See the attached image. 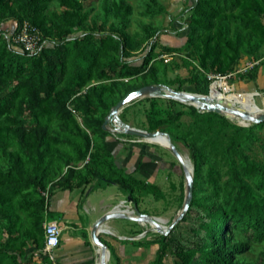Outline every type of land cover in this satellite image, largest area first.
Wrapping results in <instances>:
<instances>
[{"label": "trees", "instance_id": "16d2710c", "mask_svg": "<svg viewBox=\"0 0 264 264\" xmlns=\"http://www.w3.org/2000/svg\"><path fill=\"white\" fill-rule=\"evenodd\" d=\"M51 1L0 0V21L14 19L20 25L27 20L40 28L47 41L39 52L31 54L10 43L0 31V123L6 120L7 130L4 133L0 127V224L9 234L0 246V264H5V259L23 264L27 251L34 249L28 248L24 255L14 243L20 242L22 248L34 240L40 244L39 250L44 248L45 218L55 215L43 193L47 189L51 195L58 186L74 188L104 178L122 188L129 185L134 201H138L136 184L158 193L154 181L134 176L137 168L118 174L122 167L116 160L122 162V158L117 148H111L109 141L95 144L88 131H107L105 118L123 97L121 78L142 75L144 84L163 82L155 62L156 47L169 53L188 49L195 53L202 70L196 68L187 80L204 94L210 90L208 71L231 68L242 53L252 61L260 60L247 72L249 78L254 79L264 63V0H194L188 26L179 32L184 42L170 45L155 40L138 58L133 52L139 41L128 29L133 7L126 0H119V23L102 31L96 28L95 19L93 26L88 23L85 0H59L65 6L63 12L50 5ZM157 3L150 0L147 12L161 11L163 7ZM136 88L130 86L127 92ZM114 97L115 101H108ZM69 104L82 114L83 126ZM190 108L201 126L195 134L191 132L189 141L195 162L189 209L197 206L205 211L201 222L205 240L181 248L177 252L180 264H264V251L253 261L239 259L252 243H264V162L248 153L260 138L258 130L264 122L243 126L225 114ZM97 112L99 117L94 115ZM182 113L161 109L154 98L147 130L174 122ZM24 116L30 119V126ZM51 117L55 126L50 125ZM180 137L190 139L189 135ZM109 138L114 136L109 134ZM54 144H69L73 150L67 152ZM88 156L83 168L73 164ZM202 164L207 165L206 183L212 190L204 198L195 196ZM102 168L111 177L101 176ZM168 247L169 243L161 240L151 264H165Z\"/></svg>", "mask_w": 264, "mask_h": 264}, {"label": "rangeland", "instance_id": "374dc122", "mask_svg": "<svg viewBox=\"0 0 264 264\" xmlns=\"http://www.w3.org/2000/svg\"><path fill=\"white\" fill-rule=\"evenodd\" d=\"M156 6L161 5L163 9L158 13H148V3L150 0H126L132 8L130 14V26L129 31L134 34L138 41L139 47L133 53L135 58L140 57L144 51L150 47L155 40H160L164 44L180 45L184 42L185 38L180 36V31L184 30L188 26L190 18V7L194 0H157ZM50 5L56 6L59 12H63L65 6L60 3L59 0H52ZM119 0H110L107 3L105 0H85L84 12L87 13V21L90 25H94L96 21V28L99 30H110L112 26L119 23ZM95 19V21H94ZM18 26V21L14 19L0 21V31L2 35L8 40L10 31ZM264 49V43L262 50ZM192 50V49H191ZM193 51V50H192ZM155 62H157L158 72L162 83H154L160 85H167L178 90H185L189 92H198L194 83L187 80L196 68L201 69L199 57L195 53H189L188 50L165 52L162 46H158L155 49ZM160 60V61H159ZM249 61H252L246 54L242 53V57L231 68L213 69L208 71V74H227L234 71L236 68L243 67ZM140 62V60L138 61ZM160 63V64H159ZM248 71L238 73L235 77L230 78L228 83L223 82L221 96L233 101L238 107L243 108L251 112L252 114H259L264 112V63H261L257 69V76L252 79L247 75ZM123 81L120 95L125 96L128 92L127 89L130 86L141 87L145 83L142 75H138L135 78L124 77L120 79ZM226 80V79H224ZM215 79L211 80L210 87ZM109 83V81H107ZM238 91V92H236ZM256 91L257 94H245L243 92ZM157 99L161 109L165 111L177 113L182 111L181 116L174 122L165 123L159 129L167 132L170 136L171 142L175 144L184 157L186 165L193 170L195 174V162L193 148L190 145L191 132L195 134L196 131H200L201 123H198L194 116L189 113L190 106H195L192 102H183L175 99V102H171L170 98L165 96L148 95L138 98L132 101L129 105L125 106L120 113V118L124 122L142 129L148 128L147 114L150 112L151 100ZM109 99L108 101H115ZM116 104V103H115ZM199 104V103H198ZM100 112L94 115L99 117ZM109 114V113H108ZM107 114V115H108ZM167 114V113H166ZM226 114V113H225ZM228 115V114H227ZM230 116V115H229ZM107 117V116H106ZM77 122L83 126L82 114L76 113ZM230 119L235 121V117L230 116ZM25 124L30 126V119L27 116L23 117ZM242 120L249 121L242 117ZM50 125L55 126L56 120L51 117ZM119 124V122L117 121ZM238 123V122H237ZM243 126H250L240 124ZM6 120L0 123L1 129L4 133H7ZM107 131L98 130L93 132L88 130L95 144L106 141L108 142V136L113 135L116 141L125 143V146L129 147L132 143H142L148 146V149L163 156V160H167L170 165L161 166L156 173L154 180L155 186L159 189L157 192H148L147 189H143L142 196L136 192L138 208L146 213L152 214L158 217L161 223V228L157 227L155 223L151 222L143 223L142 226L138 225L135 229L120 231L128 236L126 238H119L116 234L103 233L100 235L101 239L108 245L111 252L108 264H151L156 256V251L159 248L161 240H165L169 243V247L166 250L164 257L165 264H180V258L177 252L183 247H191L194 245H200L204 242L205 232L201 227V222L205 219V211L197 206H193L192 209H188L183 218L175 224L171 229L170 226L178 215L182 212L184 202L187 193V179L184 171L183 163L173 153V150L158 142L146 140L143 137L130 135L122 132L115 131V125L110 122L107 125ZM155 130V131H156ZM259 139L255 140L248 153L257 161L264 162V127L258 130ZM9 135V134H8ZM189 135L190 139L183 140L180 136ZM11 137V136H10ZM12 140H14L11 137ZM201 142V141H200ZM57 148L71 152L73 147L69 144H54ZM12 148H16V144L11 145ZM127 151L123 149L122 154ZM125 157V156H123ZM119 161V160H118ZM85 161L73 162L78 166L84 165ZM117 163V160H116ZM119 166V165H118ZM121 167V166H119ZM83 168V167H82ZM66 170V167L63 168ZM125 168L118 169V174H126ZM100 175L106 178L111 177L108 171L103 168L99 170ZM199 182L195 185V196L206 197L212 193L211 188L206 183L207 165L202 164L199 170ZM134 176L142 181H145V177L140 172L133 173ZM227 178V175L223 174V180ZM104 178H95L86 187L84 195L78 206V211L73 215L74 226H68L65 220L56 213L54 216H47L45 221H57L62 227L60 246L63 242L68 243L70 250H77L78 252L87 256L94 255V245H87L88 241L92 239L89 234L84 233V227L89 226L98 210L94 209V205L98 206L95 196L91 201L87 200L86 195L92 188H96L101 185H105L107 182ZM110 185V183H107ZM130 184V183H129ZM135 189H138V185H134ZM123 191H127V196L130 195V186L122 188ZM160 193V194H159ZM194 196V197H195ZM190 208V207H189ZM122 223L129 224L130 220L122 218L118 220ZM131 223V222H130ZM79 228V232L76 228ZM9 234L5 226L0 224V246L8 240ZM133 237V238H130ZM237 238V237H236ZM40 240V239H39ZM39 242V241H38ZM20 243V242H19ZM18 244H13L17 250H22L23 254H26V250L31 248L30 252L27 251L28 258L23 264H42L40 256L37 254L39 251V245L34 240L28 241L22 248ZM36 244V245H35ZM38 244V245H37ZM93 244V243H92ZM119 248L121 250H119ZM59 248L56 250V254H59ZM124 253L126 259L122 257ZM264 251V243H252L251 247L244 253L239 254L241 260H255ZM61 255V253H60ZM57 259L60 264H63L61 257ZM5 264H12L11 259H5Z\"/></svg>", "mask_w": 264, "mask_h": 264}, {"label": "crops", "instance_id": "0c3cea01", "mask_svg": "<svg viewBox=\"0 0 264 264\" xmlns=\"http://www.w3.org/2000/svg\"><path fill=\"white\" fill-rule=\"evenodd\" d=\"M238 92V91H236ZM245 94H257L256 91H249V92H243ZM110 143V147L113 149L117 148V153L122 158L121 167L125 168L127 172H131L138 169L137 171L143 174L145 177V180L154 181L156 177V173L158 171L157 169H153V166H155V163H145L141 164V160L143 159V154H156L154 151L148 149V146L142 143H132L129 147L125 146V143L121 141H116L114 138L108 139ZM125 149L127 152L125 154H122L121 151ZM125 156V157H123ZM159 157V156H158ZM83 165L79 166L82 167ZM152 168V169H151ZM107 183H110L108 185L107 183L105 185L99 184L96 188L90 189L88 194L86 195L87 200L91 201L92 197L95 196L97 199L98 206L94 205V209L98 210L97 215L91 222L89 226L84 227V233L83 234H89L91 237V230L92 226L95 224V222L104 214L111 210H121L128 215L132 214V211L134 209V205L138 206L137 201L130 200L129 196H127V191H123L120 184L116 182H110L105 180ZM87 185L74 187V188H65L62 186L55 187L52 191L49 202H48V209L53 212L54 214L58 213L63 220L67 223L68 226H74L75 222L73 219V215L75 212L78 211L79 203L82 199V196L84 195V192L86 190ZM142 189L138 188L135 189V195L136 192H138L140 195L142 194ZM137 196V195H136ZM142 196V195H141ZM127 218L130 220L129 224L122 223L118 220ZM144 222H139L136 220H132L129 216L126 215H119L110 218L106 224L104 225L105 228L111 230L109 232H101L100 235L103 233H112L116 234L119 238H126L128 235L125 233H121L120 231H127L135 229L138 225L142 226ZM76 230L79 232V228L77 227ZM92 239V238H91ZM93 243V244H92ZM88 241L87 245H94V255L93 256H87L85 254H82L78 252L77 250H70L68 243L66 241L63 242V245H59V254L58 257H61L63 260V264H98V261L101 260V252L99 251L96 244H94L93 240ZM36 245V244H35ZM108 246V245H107ZM35 246H32L33 248ZM58 247V248H59ZM119 250H121L119 248ZM61 253V255H60ZM123 259L125 257L124 253Z\"/></svg>", "mask_w": 264, "mask_h": 264}, {"label": "water", "instance_id": "95a60500", "mask_svg": "<svg viewBox=\"0 0 264 264\" xmlns=\"http://www.w3.org/2000/svg\"><path fill=\"white\" fill-rule=\"evenodd\" d=\"M148 95H156V96H165L172 99H177L183 102H195L198 101L200 104L196 107L201 111H215L218 113H224L225 105L221 102H212L211 101V87L209 90V93L204 94L200 92H189L185 90H178L175 88H172L167 85H160V84H146L141 87H138L130 92H128L125 96H123L110 110L109 114L105 118L104 121V127L108 128L107 125L110 122H113L115 125V131L135 135L139 137H143L144 139H147L148 137H155L158 135L165 136L169 142H170V148L173 150V153L179 158V160L183 163L184 171L186 174L187 179V193L186 198L184 202V207L182 209V212L178 215V217L174 220L172 225L169 229L173 228L177 222H179L183 216L188 211L191 201L194 195V172L191 170L185 163L184 157L181 154L178 147L171 142L170 136L167 132H164L162 130H156V131H149L146 129L138 128L135 126H132L120 118V113L123 110V108L127 105H129L132 101L148 96ZM235 112L245 119H248L250 123H261L264 122V112H261L259 114L253 115L250 114L247 111L242 110H235ZM228 118H230L229 115L225 114ZM119 122V124L117 123ZM246 125V124H245ZM117 164L121 166L120 161L117 160ZM130 200H133L131 196H129ZM119 215H126L129 216L132 220H136L139 222H153L156 224L157 227L161 228V223L158 220V217L141 211L137 205H134V209L132 211V214L128 215L127 213L121 211V210H111L101 216L95 224L92 226L91 230V238L94 242V244L97 245L99 251L101 252V260L100 264H108V260L110 258V250L107 246V244L101 239L100 233L101 232H109L110 230L105 228L106 222L115 216Z\"/></svg>", "mask_w": 264, "mask_h": 264}, {"label": "built area", "instance_id": "2783aa9c", "mask_svg": "<svg viewBox=\"0 0 264 264\" xmlns=\"http://www.w3.org/2000/svg\"><path fill=\"white\" fill-rule=\"evenodd\" d=\"M8 41L15 46L22 47L24 50H26L31 54H35L39 52L43 48V46L47 43V41L44 39L43 33L41 32L40 28L27 20H25L20 25L16 26V28L10 31V34L8 36ZM259 61L260 60L249 61L243 67L236 68L234 71L227 74H220V73L208 74V78L210 80L215 79V81L228 83L230 78L235 77L238 73L249 71L255 65H257ZM80 93L81 92H79L78 94ZM69 106L76 113V110L70 104ZM88 160H89V156L87 157L85 162H87ZM43 193L46 196L47 202H49V197H50L49 190L47 189ZM44 229H45V245L42 250H39L37 252V254L40 256V261L42 264H60L57 259L56 250L60 245L61 234L63 229L59 225V223L55 220L45 221ZM98 264H100L99 261Z\"/></svg>", "mask_w": 264, "mask_h": 264}, {"label": "bare ground", "instance_id": "6f19581e", "mask_svg": "<svg viewBox=\"0 0 264 264\" xmlns=\"http://www.w3.org/2000/svg\"><path fill=\"white\" fill-rule=\"evenodd\" d=\"M222 87H223V82H221V81H215L214 83H212V85H211V101L215 102V103L218 102V101L221 102L226 107L225 110H224V113L235 117V121L236 122H238L240 124H247L248 125L250 123V121H245L244 122L242 120V116L235 112V110H242V111H247V110H244L243 108L238 107L233 101L221 96V93H222V89L221 88ZM192 103H194L197 106L200 104L198 101H195V102H192ZM247 112H249V111H247ZM249 113L252 114L251 112H249ZM253 115H255V114H253ZM146 140H150V141H153V142H158V143H160L162 145L170 147L169 140L163 135H158V136H155V137H148ZM151 224H153V223L151 222Z\"/></svg>", "mask_w": 264, "mask_h": 264}, {"label": "flooded vegetation", "instance_id": "af4514ba", "mask_svg": "<svg viewBox=\"0 0 264 264\" xmlns=\"http://www.w3.org/2000/svg\"><path fill=\"white\" fill-rule=\"evenodd\" d=\"M143 159L141 160V164H145V163H152L154 162L155 163V166H153V169H159L161 168V166H165V165H170L169 162L167 160H163V156H160V155H156V154H143ZM159 156V157H158ZM178 158V157H177ZM179 159V158H178ZM152 169V168H151Z\"/></svg>", "mask_w": 264, "mask_h": 264}]
</instances>
